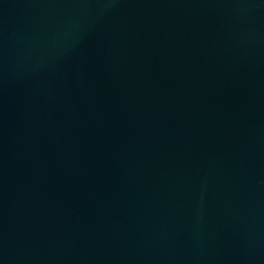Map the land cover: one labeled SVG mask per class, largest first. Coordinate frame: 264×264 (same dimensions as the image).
I'll return each instance as SVG.
<instances>
[{
  "label": "water",
  "instance_id": "obj_1",
  "mask_svg": "<svg viewBox=\"0 0 264 264\" xmlns=\"http://www.w3.org/2000/svg\"><path fill=\"white\" fill-rule=\"evenodd\" d=\"M0 264H264V0H0Z\"/></svg>",
  "mask_w": 264,
  "mask_h": 264
}]
</instances>
